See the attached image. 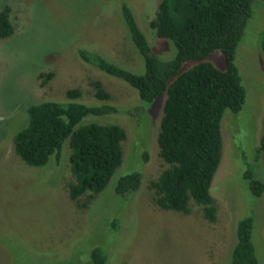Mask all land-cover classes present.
Here are the masks:
<instances>
[{"label":"rangeland","instance_id":"374dc122","mask_svg":"<svg viewBox=\"0 0 264 264\" xmlns=\"http://www.w3.org/2000/svg\"><path fill=\"white\" fill-rule=\"evenodd\" d=\"M123 1L155 54L170 60L172 42L148 26L160 0H0V11L9 8L14 28L11 36L0 39V264H92L95 246L108 252L106 264H229L236 222L247 214L255 216L252 243L259 264H264V195L252 196L243 179L250 167L264 182V155L255 158L264 134V0H252L235 51L245 100L239 111L225 110L221 119V159L209 189L217 209L214 222L193 204L183 215L153 202L149 182L167 166L156 143L165 95L142 102L134 88L77 55L84 48L134 73L144 71L119 12ZM204 61L225 68L219 50ZM195 63L184 62L180 71ZM47 72L52 77L42 86L37 75ZM92 81L101 83L109 100L94 97ZM69 89L81 91L79 102L119 110L83 121L117 124L126 132L121 165L85 206L78 205L85 196L76 201L68 196L74 177L67 144L58 162L51 157L42 167L26 165L13 151L12 137L22 128L26 105L64 102ZM138 105L145 110L141 120L140 110L131 112ZM134 170L141 174L138 190L126 199L114 194L117 179Z\"/></svg>","mask_w":264,"mask_h":264},{"label":"trees","instance_id":"16d2710c","mask_svg":"<svg viewBox=\"0 0 264 264\" xmlns=\"http://www.w3.org/2000/svg\"><path fill=\"white\" fill-rule=\"evenodd\" d=\"M251 10L252 0H160L148 26L175 48L170 60H162L150 46L131 8L121 2L122 20L143 60L141 74L120 67L95 51L77 49L84 63L134 88L142 102L150 104L159 95H165L156 143L158 155L167 166L149 182L153 202L161 210L187 215L193 204L201 209L206 220H216L217 209L209 189L221 159L223 114L225 110L239 111L245 100L234 60ZM13 30L9 8L5 6L0 11V39L11 36ZM261 35L260 49L264 56V23ZM216 50L223 56L224 69L204 61ZM187 61L196 63L180 71ZM51 77V72L37 75L42 86ZM91 86L97 100H109L99 81H92ZM65 95L64 102L26 105L27 118L24 117L22 128L12 137L13 151L26 165L42 167L51 157L58 162L67 144V161L74 177L68 184V196L75 201L85 196V201L78 204L85 206L106 188L121 165L126 132L117 124L83 121L89 115L118 113L115 106L79 102V89H69ZM139 110L141 120L145 110L140 105L131 112ZM257 154L264 155V134L255 158ZM146 159L143 155V160ZM243 179L252 196L264 195V182L255 177L252 168L243 173ZM140 183L141 174L134 170L117 179L113 192L126 199L138 190ZM252 215L238 217L229 264H259L252 243ZM115 219L110 226L114 227ZM90 258L92 264H106L108 252L95 246Z\"/></svg>","mask_w":264,"mask_h":264}]
</instances>
